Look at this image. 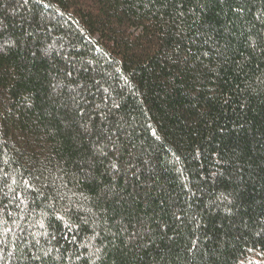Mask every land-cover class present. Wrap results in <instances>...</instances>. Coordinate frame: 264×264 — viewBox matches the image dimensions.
Here are the masks:
<instances>
[{"label":"trees","instance_id":"1","mask_svg":"<svg viewBox=\"0 0 264 264\" xmlns=\"http://www.w3.org/2000/svg\"><path fill=\"white\" fill-rule=\"evenodd\" d=\"M0 264H264V0H0Z\"/></svg>","mask_w":264,"mask_h":264}]
</instances>
